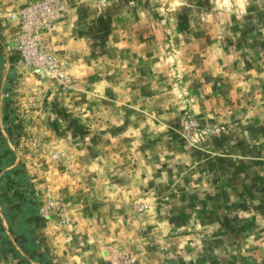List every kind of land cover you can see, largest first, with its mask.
Listing matches in <instances>:
<instances>
[{
  "label": "rangeland",
  "instance_id": "1",
  "mask_svg": "<svg viewBox=\"0 0 264 264\" xmlns=\"http://www.w3.org/2000/svg\"><path fill=\"white\" fill-rule=\"evenodd\" d=\"M40 1L0 0V264H264V0H54L52 72Z\"/></svg>",
  "mask_w": 264,
  "mask_h": 264
},
{
  "label": "built area",
  "instance_id": "2",
  "mask_svg": "<svg viewBox=\"0 0 264 264\" xmlns=\"http://www.w3.org/2000/svg\"><path fill=\"white\" fill-rule=\"evenodd\" d=\"M63 7L54 0H44L22 8L15 17V33L11 47L14 56L39 71L52 72L57 59L43 43L62 15Z\"/></svg>",
  "mask_w": 264,
  "mask_h": 264
},
{
  "label": "crops",
  "instance_id": "3",
  "mask_svg": "<svg viewBox=\"0 0 264 264\" xmlns=\"http://www.w3.org/2000/svg\"><path fill=\"white\" fill-rule=\"evenodd\" d=\"M14 24H15V22H14ZM11 40V39H10ZM12 52V51H11ZM8 54H10V53H8ZM3 133L1 132V130H0V135H2ZM29 233H31V231L30 232H26V234H29ZM30 242H32V244L35 242L34 241V239L32 238L31 239V241ZM38 251L39 252H48V254H52V250L50 249V247H43V248H41V246H40V248L38 247ZM55 262V261H54Z\"/></svg>",
  "mask_w": 264,
  "mask_h": 264
}]
</instances>
